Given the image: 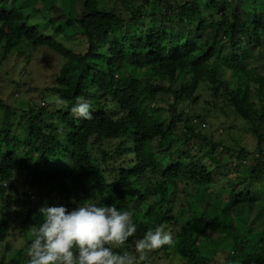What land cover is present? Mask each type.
Masks as SVG:
<instances>
[{"label":"trees","instance_id":"trees-1","mask_svg":"<svg viewBox=\"0 0 264 264\" xmlns=\"http://www.w3.org/2000/svg\"><path fill=\"white\" fill-rule=\"evenodd\" d=\"M10 1L0 0V67L22 46L30 54L46 47L64 62L52 86L39 91L38 104H30L38 88L22 90L26 85L13 80L16 62L0 86L5 93L14 85L26 96L17 122L18 108L0 96V264H27L34 228L45 219L41 208L71 210L91 195L118 210L138 202L133 210L146 218H132L137 232L125 245L134 255L136 240L156 226L173 234L174 246L154 251L144 264H213L209 258L264 264V230L254 235L233 211L254 201L257 186L264 190V74L252 59L263 48L264 20L230 11L231 0H70L77 10L56 21L35 9L42 0ZM35 11L50 21L52 34L38 28ZM73 38L81 50L68 46ZM200 85L213 105L225 103L249 125L256 148L238 150L239 166L254 160L247 174L217 189L223 201L197 215L186 203L189 187H215L234 165L216 156L227 147L192 125V118L203 117L180 112L186 103L199 104ZM163 94L165 108L145 106ZM57 96L63 105L55 103ZM79 97L92 105L91 120L72 112ZM177 200L183 211L186 203V212H194L187 218L191 226L173 213ZM203 231L227 244L224 256L208 257L198 241ZM15 237L22 246L13 245Z\"/></svg>","mask_w":264,"mask_h":264},{"label":"rangeland","instance_id":"rangeland-1","mask_svg":"<svg viewBox=\"0 0 264 264\" xmlns=\"http://www.w3.org/2000/svg\"><path fill=\"white\" fill-rule=\"evenodd\" d=\"M15 1L18 2L21 0H11L10 4L14 3ZM50 1L51 0H42L44 4H42L40 1L35 3V6L37 7L35 9H39L41 15H43V17H47V19L56 21L63 18L66 14L69 13V11L72 14L75 12V10H77L73 6H71L70 0H59L53 7L49 6ZM134 1L140 2L141 0ZM32 3L33 2L30 1L27 2V6H25L27 10H30V8L33 6ZM226 6L230 11L242 12L243 15L246 16L247 14V16L251 19L257 18L259 20H264V0H231L227 1ZM70 7L73 8V10H70ZM34 14L36 16L38 28L41 30L46 29L43 30L45 34H52L50 30V24H46L50 21L45 18L43 19V17L38 12L36 13V11L34 12ZM31 22L32 21L30 20V23ZM191 35L193 34L191 33ZM81 45L82 43L80 39L77 38H73L71 42L68 43V46L72 47L75 51L81 50L83 48H81ZM99 45L101 46L100 51H103L104 49L102 48L101 43H99ZM261 45L263 47L262 50L258 54L253 53L252 59L257 65L259 73L264 74V41L261 42ZM30 52V48L22 46L19 50H14L9 58L2 63L0 67V86L3 84L4 75L8 77V72L10 70H14L13 68L18 65L17 71L15 70L16 72H14V74L12 75L13 80L20 86L26 85L22 90L30 87H32V89L38 88L37 92H35L36 94L34 93L30 97L32 99L35 98L34 104L32 101L30 102L31 105H35L38 104L41 100L40 97L37 96L39 94V91L44 90L42 87L48 88L52 86L51 83L54 81L55 75H57L64 60L46 47L36 48L32 54H30ZM26 56L30 57L28 61L25 60ZM12 62H16V65H12ZM227 76H229V74ZM8 79L10 78L8 77ZM9 86L12 87L6 89V91H4L5 93L0 92V96L7 100L9 104L15 106V108H18V114L16 116V119L14 120L17 122V119L20 117V115H22L23 110L25 109V104L23 106L21 105L26 100V96L23 93H15V89H13V87H15L14 85ZM196 95L200 96L199 104L190 106L189 103H186L181 107L180 112L184 111V114L188 115V117H190L192 114L203 117V119L192 118V125L197 126V129L207 137L212 138L215 142H220L224 147L228 148V150H226L225 148H221L216 152V156L222 162V164L230 165L234 161V165L232 164L233 169H231V172L226 178L221 177V181L218 182L219 184H216L215 187L213 186L210 189H207L205 187L194 189L196 186L189 187L190 193L188 195H185L186 203H190L192 205V209L198 215L203 211L206 205H211L215 208V202L220 203L222 199L218 198L219 194L218 191H216L217 189L221 188L224 190L230 185V183L233 182V180L247 174L246 170H248V166H250L254 160L248 159L246 160L247 162L243 163V166H239V163L243 159L240 158L238 150H240L242 146H247V151L253 152L256 148V141L253 137V133L249 131V125L242 121V119L237 117V115L234 114L231 108L224 106L225 103L221 101H219L218 105H213L211 96L208 94L206 88L203 85H200L198 87ZM45 99L46 101H48V96H46ZM166 101L169 100L167 99L166 95L163 94L160 101H150L146 103L145 106L147 108H150L151 106H159L165 108L167 106ZM209 103H211L213 106H208ZM214 106L216 109L214 108ZM178 144L179 142H176L174 144V147L178 146ZM262 151L264 153V143L262 144ZM206 165L210 169H212V166H210L209 163H207ZM142 184L144 183L142 182L141 185ZM262 187H264V184L262 185ZM254 190L260 191H254V201L244 207L235 208L233 211L234 214L236 212V214L246 222V225L249 228L253 229L254 235H260L264 230V190H260L258 186ZM221 195L222 197H224L222 193ZM92 198L93 195H91L87 200L89 201L88 203H96L97 205H99L98 201ZM180 201L177 200L173 204V213L178 216V220H180V222L191 226L190 221L187 218L194 212H186L187 210H189L188 207H186V203H183V207L185 209V211H183ZM84 203L85 202L80 203L79 206ZM223 204H226L225 206H227V202L224 201ZM137 206L138 202L134 201L133 207L130 210L135 209ZM39 211H42V208ZM179 211L181 213L180 215L178 214ZM138 217L146 218L144 214L139 215L137 208L136 212L134 211L132 218L136 219ZM195 217L197 218L196 215ZM28 231H31V229H28ZM11 240L13 241V245L15 247H20L23 245V241L16 237L12 238ZM198 241L202 248H208V257H212L215 253L224 256V253L228 251L227 244L218 245L217 236L208 231H203L198 237ZM258 241L259 239L255 240V242ZM8 254H10V251L5 254L7 258L9 257ZM209 259H211L210 261L213 262V264H221L222 262V259Z\"/></svg>","mask_w":264,"mask_h":264},{"label":"clouds","instance_id":"clouds-1","mask_svg":"<svg viewBox=\"0 0 264 264\" xmlns=\"http://www.w3.org/2000/svg\"><path fill=\"white\" fill-rule=\"evenodd\" d=\"M55 103L63 105L59 96ZM92 105L79 97L72 108L76 117L91 120ZM134 210L84 203L69 210L63 205L42 208L43 222L34 228L28 246L27 264H144L164 246H174L171 232L162 226L147 231L136 240L134 253L125 249L137 225Z\"/></svg>","mask_w":264,"mask_h":264}]
</instances>
